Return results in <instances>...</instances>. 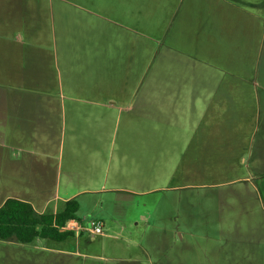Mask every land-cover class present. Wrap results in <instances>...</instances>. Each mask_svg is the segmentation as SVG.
Masks as SVG:
<instances>
[{"label": "crops", "instance_id": "obj_1", "mask_svg": "<svg viewBox=\"0 0 264 264\" xmlns=\"http://www.w3.org/2000/svg\"><path fill=\"white\" fill-rule=\"evenodd\" d=\"M155 5L0 0V207L76 200L100 264H264L262 11Z\"/></svg>", "mask_w": 264, "mask_h": 264}, {"label": "rangeland", "instance_id": "obj_2", "mask_svg": "<svg viewBox=\"0 0 264 264\" xmlns=\"http://www.w3.org/2000/svg\"><path fill=\"white\" fill-rule=\"evenodd\" d=\"M152 1V0H150ZM163 1L164 0H155V12L154 14L161 17V23H164L165 19H163L162 15L164 13L163 10ZM201 1V0H196ZM251 1L253 4H257V10L262 11V14H259L262 19H264V0H246ZM252 9V8H250ZM253 10V9H252ZM219 11L215 9V19H218ZM231 29L233 36L239 42L235 41V48L240 46V42L243 43L246 41V32L245 29L242 31V28H239L238 23H233L228 25ZM227 28V27H226ZM251 28V27H250ZM157 30H159V26H157ZM219 31L230 34L227 30L223 28H219ZM250 32V31H249ZM157 49H160L159 47ZM239 51V47H238ZM240 54H237V56ZM158 75V72H157ZM147 80V78L145 79ZM158 80V76H157ZM163 81V80H158ZM209 177V176H208ZM207 179V176H204ZM209 179H215V175L209 177ZM143 203H141V206ZM107 211H111V203L107 204ZM134 213L145 212L142 208L136 209L133 211ZM89 209L82 208L80 214L88 215L89 218ZM79 215V214H78ZM108 220V219H107ZM84 228H87V219L82 224H80ZM140 237V235H137ZM147 236V238H146ZM149 235H145L143 238V242L146 244ZM89 241V242H88ZM103 240L100 239L99 236H92L83 232L81 239L78 242H75L71 237L67 238L64 241H52V240H43L39 239L36 243L30 244V246L24 248L13 249L10 247V250L3 248L0 243V258H5L4 260H0V264H100L97 256L101 255V242ZM88 242V243H87ZM49 249L50 251H45ZM51 252V253H50ZM25 254L23 256L19 254ZM8 256V257H7ZM23 257V258H21ZM10 259V260H9ZM67 261V262H66Z\"/></svg>", "mask_w": 264, "mask_h": 264}, {"label": "trees", "instance_id": "obj_3", "mask_svg": "<svg viewBox=\"0 0 264 264\" xmlns=\"http://www.w3.org/2000/svg\"><path fill=\"white\" fill-rule=\"evenodd\" d=\"M79 204L76 200L65 202L55 213L38 215L25 202L7 200L0 207V241L31 243L37 239L64 241L74 233L61 231L67 221L79 218Z\"/></svg>", "mask_w": 264, "mask_h": 264}, {"label": "built area", "instance_id": "obj_4", "mask_svg": "<svg viewBox=\"0 0 264 264\" xmlns=\"http://www.w3.org/2000/svg\"><path fill=\"white\" fill-rule=\"evenodd\" d=\"M82 229L76 220L67 221L61 231L74 232ZM86 232L92 236H100L103 233V223L100 220H92L89 222Z\"/></svg>", "mask_w": 264, "mask_h": 264}]
</instances>
